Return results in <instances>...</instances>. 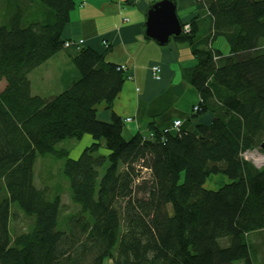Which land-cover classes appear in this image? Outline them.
Listing matches in <instances>:
<instances>
[{
	"label": "trees",
	"instance_id": "trees-1",
	"mask_svg": "<svg viewBox=\"0 0 264 264\" xmlns=\"http://www.w3.org/2000/svg\"><path fill=\"white\" fill-rule=\"evenodd\" d=\"M195 2L175 41L195 63L181 71L198 95L189 128L149 124L148 136H125L126 118L112 111L129 80L120 65L83 44L64 48L75 0H18L2 18L0 226L6 231L13 207L45 221L35 242L15 234L0 264H264V250L259 262L245 241L264 230V168L242 158L264 143V0ZM36 3L40 17L24 22ZM61 51L79 77L57 95H34L30 74ZM64 141L87 146L71 159L58 149ZM46 156L64 160L78 212L64 216L58 195L36 185L37 158Z\"/></svg>",
	"mask_w": 264,
	"mask_h": 264
},
{
	"label": "crops",
	"instance_id": "crops-1",
	"mask_svg": "<svg viewBox=\"0 0 264 264\" xmlns=\"http://www.w3.org/2000/svg\"><path fill=\"white\" fill-rule=\"evenodd\" d=\"M158 1L75 0V7L62 34V40H81L82 47L104 55L105 61L111 64L125 67L129 80L123 83L112 110L121 118L130 117L133 120V124L126 126L127 137L135 131L148 136L149 124L165 131L180 120L184 129L189 128L188 116L192 106L198 102L197 93L181 77L182 70L195 64L188 45L171 41L167 46L160 47L144 38V17L148 8ZM175 1L177 17L186 25L196 2ZM104 42L107 47L103 46ZM222 49L225 51V46ZM56 58L65 60L62 51L51 59ZM65 63L68 64V61L65 60ZM153 65L161 68L160 82L152 80L150 67ZM63 77L60 78L62 83L65 82ZM32 78V93L39 95L33 89ZM105 107V102L96 105L98 116L104 121L109 119Z\"/></svg>",
	"mask_w": 264,
	"mask_h": 264
},
{
	"label": "rangeland",
	"instance_id": "rangeland-1",
	"mask_svg": "<svg viewBox=\"0 0 264 264\" xmlns=\"http://www.w3.org/2000/svg\"><path fill=\"white\" fill-rule=\"evenodd\" d=\"M160 1V0H159ZM18 3V0H0V22L4 16H7L9 13L13 15L14 10L13 6ZM23 5V4H22ZM29 7L24 6L23 10H27ZM12 10V11H11ZM22 10V9H21ZM31 12H36L31 16H28V12L24 11L23 17L24 22L30 19L37 20L42 12V6L39 3L33 5V10ZM23 13V12H22ZM27 13V14H26ZM33 17V18H32ZM219 46H225L223 41H218ZM226 48V46H225ZM226 50V49H225ZM65 56V60L68 61V64L65 63L63 58H59L60 60L50 59L39 68L34 70L29 78L33 79V89L39 92V95L48 97L51 95H57L61 93L65 89L66 81L74 80L79 77L77 69L74 65L69 61V58L63 53ZM152 69V67H151ZM151 74V73H150ZM64 76V77H63ZM64 78L65 82L62 83L60 78ZM152 80L154 82H160V79L153 77L151 75ZM5 86V82H0V91H2ZM59 90V91H58ZM100 106V105H98ZM103 106V105H102ZM99 108V107H98ZM101 109V107H100ZM113 111V110H112ZM106 113L109 114L108 111ZM127 124H133V120L130 117L126 118ZM84 143L89 144L87 140L82 141ZM87 145H83L81 142L77 143L74 141H64L58 145V149L64 148L68 150L69 157L71 159H76L78 155L81 153V150L85 148ZM260 151L253 149L249 150L242 154V158L254 166L255 169L261 170L264 168V162L258 163L255 162L257 159L264 158V150L260 149ZM64 164V160H55L51 157H38L35 164V183L38 187H47L50 194L58 195L60 202L63 207V215L68 216L74 212H78V207L72 201V193L69 188L68 180L64 177L62 167ZM141 178L148 179V174L145 169L140 170ZM215 182V181H214ZM215 187L214 184L211 183V188ZM10 211H15V216L10 217V222L8 223V228L5 229L0 226V252L4 247L10 244V242L16 236L15 234H31L33 241L35 242L37 239L41 237V226L45 221V217H35V218H27L22 213V211L12 208ZM11 212V213H12ZM245 241H249L248 249L250 252V256H257L259 262L262 260V253L264 250V230L259 232H254L245 237ZM33 242V244H34ZM33 245L30 244L28 250H32ZM103 264H112L109 260H104ZM261 264V263H260Z\"/></svg>",
	"mask_w": 264,
	"mask_h": 264
},
{
	"label": "water",
	"instance_id": "water-1",
	"mask_svg": "<svg viewBox=\"0 0 264 264\" xmlns=\"http://www.w3.org/2000/svg\"><path fill=\"white\" fill-rule=\"evenodd\" d=\"M144 38L157 46L165 47L180 39L183 26L176 14L175 0H160L152 4L144 17ZM264 150V143L260 146Z\"/></svg>",
	"mask_w": 264,
	"mask_h": 264
},
{
	"label": "built area",
	"instance_id": "built-area-1",
	"mask_svg": "<svg viewBox=\"0 0 264 264\" xmlns=\"http://www.w3.org/2000/svg\"><path fill=\"white\" fill-rule=\"evenodd\" d=\"M187 31H188V26H185V27H184V33L187 32ZM82 44H83L82 41H77V42H75V41H74V42H73V41H66V42L64 43V48H66V49H68V48H72V47L78 48V47H80ZM103 45L106 47L105 43H103ZM117 70H122L123 72H125V67H124V66H119ZM158 71H159V69H157V68H155V67H153V68L151 69V72H152L153 77H156L157 79H160V78H159V75H157V72H158ZM128 79H129V77H128ZM179 126H180V122H179V120H177V121H175V122L173 123V128H174V129L178 128Z\"/></svg>",
	"mask_w": 264,
	"mask_h": 264
},
{
	"label": "bare ground",
	"instance_id": "bare-ground-1",
	"mask_svg": "<svg viewBox=\"0 0 264 264\" xmlns=\"http://www.w3.org/2000/svg\"><path fill=\"white\" fill-rule=\"evenodd\" d=\"M255 162H258V163L264 162V158L257 159V160H255Z\"/></svg>",
	"mask_w": 264,
	"mask_h": 264
},
{
	"label": "clouds",
	"instance_id": "clouds-1",
	"mask_svg": "<svg viewBox=\"0 0 264 264\" xmlns=\"http://www.w3.org/2000/svg\"><path fill=\"white\" fill-rule=\"evenodd\" d=\"M183 30H184V27H183ZM104 46V45H103ZM107 47V46H106Z\"/></svg>",
	"mask_w": 264,
	"mask_h": 264
}]
</instances>
